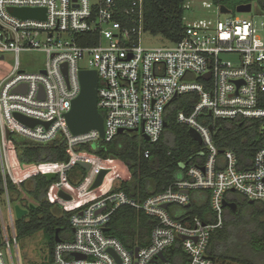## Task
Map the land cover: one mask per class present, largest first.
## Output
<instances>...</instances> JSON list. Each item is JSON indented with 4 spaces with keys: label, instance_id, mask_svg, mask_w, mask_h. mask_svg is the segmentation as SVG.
<instances>
[{
    "label": "built area",
    "instance_id": "1",
    "mask_svg": "<svg viewBox=\"0 0 264 264\" xmlns=\"http://www.w3.org/2000/svg\"><path fill=\"white\" fill-rule=\"evenodd\" d=\"M14 9H42L45 19L23 20L12 14ZM144 14L145 0H0V60L8 54L15 57L12 73L0 81L2 173L9 175L2 151L6 143L17 161L11 136L40 145L62 138L69 156L66 163L25 169L33 172L28 178L56 174L59 182L49 200L72 212V239L56 244L51 264H216L209 247L212 235L224 226V202L236 204L231 195L239 194L264 206V149L250 167H241L232 151L219 152L213 129L217 121L264 119V21L230 16L217 21L213 30L185 25L181 39L170 42L171 47L147 49L142 43L147 33ZM35 51L44 53L47 62L39 72L27 73L20 55ZM228 56L235 59L229 61ZM83 71L98 75L104 139L97 130L73 135L68 126L67 115L81 94ZM187 94L196 95L197 102L191 115L180 112L177 118L200 134L203 165L189 164L179 181L143 202L115 188L105 190L106 178L116 169L110 162L122 164L79 148L110 143L126 133H141L155 145L165 129L167 108ZM16 114L40 124L26 126ZM150 156V151L144 153L145 159ZM80 163L90 165V170L81 185L73 187L67 177ZM102 171L107 172L102 185L92 189ZM195 192H208L212 217L191 215ZM1 203L0 264H16L13 246L21 264L7 191L8 222ZM122 207L155 220L144 247L130 251L105 232ZM172 207L183 212L172 213ZM136 249L137 256L132 253Z\"/></svg>",
    "mask_w": 264,
    "mask_h": 264
},
{
    "label": "trees",
    "instance_id": "2",
    "mask_svg": "<svg viewBox=\"0 0 264 264\" xmlns=\"http://www.w3.org/2000/svg\"><path fill=\"white\" fill-rule=\"evenodd\" d=\"M188 0H145L144 27L153 36H162L169 42L181 39L186 26L183 22L185 4ZM216 7H225L234 15L239 7L256 4L259 14H264V0H213ZM197 96L187 94L177 98L167 108L164 129L159 143L151 145L133 134L118 135L110 143L97 146H83L79 151H87L104 160L115 159L128 170V179L121 181L117 191L124 192L132 200L143 202L147 198L162 193L179 181L185 172L181 165H203L204 149L189 135V127L178 121V113L191 115ZM214 142L220 153L232 151L241 167H250L258 151L264 149V119L217 121L214 124ZM15 157L23 166L66 163L69 156L62 138L40 145L18 136H11ZM150 151L149 159L144 153ZM71 171L68 182L77 187L85 178V171ZM23 175L33 174L31 170L20 171ZM23 182L21 189L38 207L29 209L28 201L23 200L21 190L8 174L4 176L0 162V199L5 204L6 191L11 203H18L29 211L28 215L16 221L17 238H25L43 232L51 256L56 246L55 236L59 237L70 228L72 212L49 200L50 191L59 177L49 181L44 175H36ZM30 185V186H29ZM208 192H195L192 198L191 215L203 220L212 217L209 213ZM233 199V195H231ZM233 201H235L233 199ZM236 203V202H235ZM237 204V203H236ZM238 212L225 209L224 226L211 238L209 255L211 259L234 264H264V206L254 202L240 205ZM246 214V218H244ZM155 220L130 207L118 209L108 225L107 235L119 240L128 250L142 248L148 244ZM250 230L248 231L247 230ZM246 232L245 245L250 254H242L240 235ZM1 233V223H0ZM240 234V235H239ZM1 240V238H0ZM243 243V242H242Z\"/></svg>",
    "mask_w": 264,
    "mask_h": 264
},
{
    "label": "rangeland",
    "instance_id": "3",
    "mask_svg": "<svg viewBox=\"0 0 264 264\" xmlns=\"http://www.w3.org/2000/svg\"><path fill=\"white\" fill-rule=\"evenodd\" d=\"M230 16H237L241 19H246V20H254L258 24L264 21V16L259 14L258 6L256 4L237 8L235 15L233 13H231L230 15H224L221 14L219 8L214 5L213 0H188L185 4V13H184L183 22L186 26L213 30L216 27L217 21H224ZM142 43H143V47L147 49L171 47V43L168 42L162 36H153L149 33L143 35ZM14 59H15L14 55L8 54L5 56V60H0V81H3L12 73L14 67ZM226 59L230 61V60H234L235 58L228 56L226 57ZM46 62H47V57L44 53L41 52L35 51L29 53H22L20 55L21 68L27 73L39 72L41 69L45 67ZM81 66L83 68H87V65L85 63H81ZM133 136L138 137V139L145 140L141 133H134ZM6 145H7L6 147L4 145V147L2 148L5 167L11 179L15 182L16 186L22 192L21 184L25 181L26 183H28L27 179H29L28 178L29 176L21 175L20 171H23L22 165L18 163L13 157L12 148L9 147L7 143ZM110 163L113 165L115 164L116 169H113L112 174L106 178L107 185L104 186L105 190H110L112 188L117 189L119 186L118 184L121 181L126 180L129 176L127 170L123 168L122 165L118 164L116 161H112ZM83 170L78 165L75 167L74 171L82 172ZM84 171L86 175L83 181L87 177V171L86 170ZM81 183L77 187H79ZM55 193H56V189L53 190V198L55 196ZM22 197L26 200L27 199L29 200L28 202L26 201L28 203L29 209L31 205L34 206L35 208L38 207V205H36L26 194H23ZM233 199L237 204L240 205L244 204L245 202H248V200L244 196L239 194H234ZM0 200L2 201V199ZM1 206L3 207V215L5 216V220L8 222L9 221L8 205L6 206L4 202H2ZM10 208L15 221L22 219L24 210H27L22 205H20V202L11 203ZM170 210L172 213L183 212V210L178 207H172ZM244 216H245L244 218L247 217L246 214H244ZM72 236H73V232L71 228L63 234L64 239H69ZM247 239L248 237L246 236V232L244 231L242 235H240V242H239L241 245H244L241 249L242 254L251 253L250 247L244 244L246 243ZM12 252L14 255L15 263L18 264L16 248L14 246ZM18 252H19L21 264H51L52 263V256L46 244V235L43 232L25 238L18 237ZM215 263L234 264L232 262H224L223 260L222 261L216 260Z\"/></svg>",
    "mask_w": 264,
    "mask_h": 264
},
{
    "label": "water",
    "instance_id": "4",
    "mask_svg": "<svg viewBox=\"0 0 264 264\" xmlns=\"http://www.w3.org/2000/svg\"><path fill=\"white\" fill-rule=\"evenodd\" d=\"M77 1V0H75ZM220 13L224 15H230L232 12L225 8L220 7ZM12 14L20 19L27 20V19H45V10L42 9H14ZM210 75L204 77V79L208 80ZM80 82H81V94L80 96L73 102L72 110L67 115V121L69 129L71 130L73 135H81L92 130H97L101 134V138L104 139V118L102 114L99 112L98 109V86H99V79L98 75L95 71H83L80 74ZM15 118L21 122L22 124L35 127L36 125L40 124L37 120H32L26 118L24 116L15 115ZM48 127V124H44ZM164 127H167V123L164 124ZM212 129V128H211ZM121 134L123 131L120 132ZM190 137L198 143L200 146L202 145V139L200 134L193 128L189 129ZM146 142H149V138L144 136L143 137ZM83 169L86 171L90 170V165L85 163L79 164ZM189 162L182 164L180 167L182 170H186L188 167ZM26 166L22 165V169H26ZM107 175L106 171H102L93 185L92 189H97L100 187L104 181L105 176ZM49 181L56 179V174H47L45 176ZM60 197H62L66 201H70V196L66 195L65 193H60ZM254 202L250 201V204ZM190 206H188L189 208ZM224 207L232 210L233 212H237L238 205L237 204H229L226 201L224 202ZM165 209L167 206L164 207ZM31 210H34V206H30ZM29 211L24 210L23 218L28 215ZM21 220V219H19ZM109 229L106 228L105 232H108ZM56 244L61 243L62 240L59 237V231L56 232L55 236ZM137 256L138 249L135 252H132ZM161 258L163 259L162 255ZM164 260V259H163Z\"/></svg>",
    "mask_w": 264,
    "mask_h": 264
},
{
    "label": "flooded vegetation",
    "instance_id": "5",
    "mask_svg": "<svg viewBox=\"0 0 264 264\" xmlns=\"http://www.w3.org/2000/svg\"><path fill=\"white\" fill-rule=\"evenodd\" d=\"M239 211V207H238V209H237V212Z\"/></svg>",
    "mask_w": 264,
    "mask_h": 264
},
{
    "label": "crops",
    "instance_id": "6",
    "mask_svg": "<svg viewBox=\"0 0 264 264\" xmlns=\"http://www.w3.org/2000/svg\"><path fill=\"white\" fill-rule=\"evenodd\" d=\"M82 168V167H81ZM83 169V168H82ZM85 170V169H84Z\"/></svg>",
    "mask_w": 264,
    "mask_h": 264
}]
</instances>
